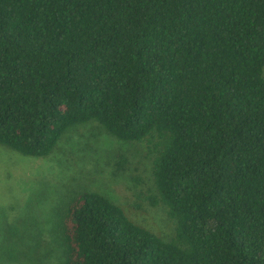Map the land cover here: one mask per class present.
Returning a JSON list of instances; mask_svg holds the SVG:
<instances>
[{"label":"trees","instance_id":"obj_1","mask_svg":"<svg viewBox=\"0 0 264 264\" xmlns=\"http://www.w3.org/2000/svg\"><path fill=\"white\" fill-rule=\"evenodd\" d=\"M91 121L149 145L153 188L74 190L58 264H264V0H0V144Z\"/></svg>","mask_w":264,"mask_h":264},{"label":"rangeland","instance_id":"obj_2","mask_svg":"<svg viewBox=\"0 0 264 264\" xmlns=\"http://www.w3.org/2000/svg\"><path fill=\"white\" fill-rule=\"evenodd\" d=\"M148 147L115 139L92 121L71 127L62 149L46 158L0 144V264L60 263L57 225L68 196L98 190L117 203H134L139 191L153 188ZM119 155L127 160L123 169Z\"/></svg>","mask_w":264,"mask_h":264}]
</instances>
